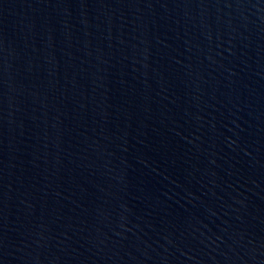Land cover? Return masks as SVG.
Segmentation results:
<instances>
[{
    "label": "water",
    "instance_id": "obj_1",
    "mask_svg": "<svg viewBox=\"0 0 264 264\" xmlns=\"http://www.w3.org/2000/svg\"><path fill=\"white\" fill-rule=\"evenodd\" d=\"M0 264H264V0H0Z\"/></svg>",
    "mask_w": 264,
    "mask_h": 264
}]
</instances>
